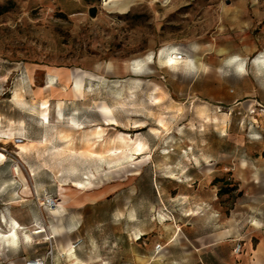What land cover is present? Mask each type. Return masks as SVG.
<instances>
[{
  "label": "rangeland",
  "instance_id": "374dc122",
  "mask_svg": "<svg viewBox=\"0 0 264 264\" xmlns=\"http://www.w3.org/2000/svg\"><path fill=\"white\" fill-rule=\"evenodd\" d=\"M0 6V264H264V0Z\"/></svg>",
  "mask_w": 264,
  "mask_h": 264
},
{
  "label": "bare ground",
  "instance_id": "6f19581e",
  "mask_svg": "<svg viewBox=\"0 0 264 264\" xmlns=\"http://www.w3.org/2000/svg\"><path fill=\"white\" fill-rule=\"evenodd\" d=\"M176 50H177L176 46H170L169 48H167V50H165V52H164V61H166L167 65H176V64L180 63V61L177 59V56L174 54L176 52ZM186 62H189V60H186ZM82 88L83 87H82L81 80L78 79V78L75 79L74 80V89H75V91L76 92H82ZM58 106L61 109L62 106H63V103L60 102L58 104ZM103 110L106 113H111L112 112L111 107L108 106V105H103ZM3 133H4L5 137H13V135H14V132L10 131V130L9 131H4ZM143 149H144V146H143L142 142H135L134 144H127V142L125 141V146L122 147L121 150H137L139 153H141L140 151H142ZM0 156L1 157H5V154L3 152H0ZM55 212H56V210H55ZM42 231L43 230H37L36 233H40ZM17 238H18V232H17L16 228L14 227V229H13V239H17ZM73 249L71 248L70 252H73L74 251Z\"/></svg>",
  "mask_w": 264,
  "mask_h": 264
},
{
  "label": "crops",
  "instance_id": "0c3cea01",
  "mask_svg": "<svg viewBox=\"0 0 264 264\" xmlns=\"http://www.w3.org/2000/svg\"><path fill=\"white\" fill-rule=\"evenodd\" d=\"M234 57L235 56H233V57H231V59H234ZM256 61L258 62V63H262V64H264V54H261L260 56H258L257 58H256ZM235 63H239V62H235ZM249 78H252V77H249ZM254 78H263L264 79V71H263V74H260V76H259V74L258 75H255V77H253V82H252V85H253V89H252V91L248 94V95H255V90H256V86H255V81H254ZM262 90L264 91V87L262 88ZM261 101H263L264 102V100H262L261 99ZM234 102L235 103H239L240 102V97H236L235 99H234ZM14 227L16 228V230L18 229V227H20V225L18 224V223H16V225H12V228H11V233L10 234H7V233H0V243H4V244H6V245H11V244H16L17 242H18V238L17 239H13V229H14ZM76 230V228H74L73 230H72V232H74ZM17 232H18V230H17ZM60 233H62V232H60ZM31 237V235L27 232V233H25V234H22V239L24 240L25 238H30ZM213 237H214V241H212L209 245H210V247L211 248H215V247H217V245L219 244V237L217 236V233L215 232V233H213ZM72 240H74V239H72ZM71 254H74V252H70ZM6 264V263H5ZM226 264H232V258L230 257L229 258V260L226 262Z\"/></svg>",
  "mask_w": 264,
  "mask_h": 264
},
{
  "label": "built area",
  "instance_id": "2783aa9c",
  "mask_svg": "<svg viewBox=\"0 0 264 264\" xmlns=\"http://www.w3.org/2000/svg\"><path fill=\"white\" fill-rule=\"evenodd\" d=\"M177 59L179 61H185V59H186L185 54L180 52L179 54H177ZM46 201H47L49 206H52V207H58L59 206V203L53 198H47ZM161 247H162L161 244L157 245V248H161ZM243 248L244 247H243L242 243H237L235 248H234V252L236 254H240L242 252ZM28 264H46V259L39 258V257L33 258V259L28 261Z\"/></svg>",
  "mask_w": 264,
  "mask_h": 264
},
{
  "label": "trees",
  "instance_id": "16d2710c",
  "mask_svg": "<svg viewBox=\"0 0 264 264\" xmlns=\"http://www.w3.org/2000/svg\"><path fill=\"white\" fill-rule=\"evenodd\" d=\"M3 12V8L0 6V13H2Z\"/></svg>",
  "mask_w": 264,
  "mask_h": 264
}]
</instances>
